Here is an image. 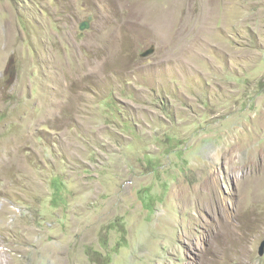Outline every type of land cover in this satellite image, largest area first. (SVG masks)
<instances>
[{"label":"rangeland","instance_id":"374dc122","mask_svg":"<svg viewBox=\"0 0 264 264\" xmlns=\"http://www.w3.org/2000/svg\"><path fill=\"white\" fill-rule=\"evenodd\" d=\"M8 20L0 134L37 130L40 181L11 264H264V0H0Z\"/></svg>","mask_w":264,"mask_h":264},{"label":"bare ground","instance_id":"6f19581e","mask_svg":"<svg viewBox=\"0 0 264 264\" xmlns=\"http://www.w3.org/2000/svg\"><path fill=\"white\" fill-rule=\"evenodd\" d=\"M1 28L0 58H3L8 53L17 51L18 48L15 43L17 32L11 20L6 21ZM55 64L57 67L58 62H55ZM59 81V73L55 72L54 83L56 88L53 93L55 98V102L53 103L55 113L60 106L58 101ZM2 94L3 91L0 90V97ZM45 122V115L42 114L41 117L38 115L37 118L35 117L34 127L41 126ZM32 130L23 128L19 135L12 132L7 133L4 138L2 137L4 133L0 134V202L3 203L0 208V264H3L4 261L7 264H11L10 253L12 250L10 247L13 245H28L29 247H33L32 236L35 232L29 227L32 219L30 215L32 214L30 212H21V209L16 206L18 202L25 201L23 199L24 196H30L27 194L37 191L40 187V181L36 180L32 175L31 159L29 160L28 158L30 155L36 159L38 157L37 152L32 146L33 141H31L33 135L38 132L35 128H32ZM59 137L60 135L55 133L53 139L58 141ZM24 150L28 153L26 152V154ZM254 185L256 187L252 186L251 190H249L248 199L251 202L264 203V172H262L261 178ZM258 192H261V194ZM3 200H8V203L18 208V211L8 206V203ZM31 204L34 206L33 202ZM18 251L22 252L23 247H18ZM234 252L241 253V257L245 256L243 248L237 247L234 249Z\"/></svg>","mask_w":264,"mask_h":264},{"label":"water","instance_id":"95a60500","mask_svg":"<svg viewBox=\"0 0 264 264\" xmlns=\"http://www.w3.org/2000/svg\"><path fill=\"white\" fill-rule=\"evenodd\" d=\"M87 25V24H86ZM86 25H81L80 26V30H84L86 28ZM154 53V49H150L148 51H146L145 53L142 54L143 58L149 57L150 55H152ZM264 253V243H262L260 249H259V255H262Z\"/></svg>","mask_w":264,"mask_h":264}]
</instances>
